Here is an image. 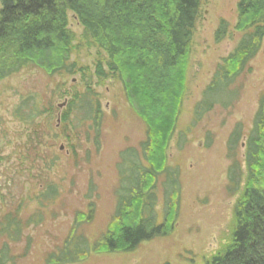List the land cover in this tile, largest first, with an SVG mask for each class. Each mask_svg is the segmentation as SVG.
<instances>
[{
	"label": "rangeland",
	"instance_id": "374dc122",
	"mask_svg": "<svg viewBox=\"0 0 264 264\" xmlns=\"http://www.w3.org/2000/svg\"><path fill=\"white\" fill-rule=\"evenodd\" d=\"M238 3L201 0L182 110L166 153L167 166L180 173L179 214L173 233L143 243L132 253L92 255L76 264H204L230 241L233 208L247 182L248 136L264 96V43L247 72L232 85L237 92L234 101L216 104L197 125H193V110L217 66L244 36L235 29ZM67 19L68 29L81 43L83 28L78 19L70 11ZM221 21L229 24L228 35L216 43ZM107 60L106 53L84 44L72 57L84 72L50 76L30 65L0 83V248L10 244L15 264H45L50 253L63 247L76 215L87 213L91 202L96 215L93 222L81 224L79 235L92 242L111 225L117 191L126 176L120 165L127 158L133 161L126 153L129 149L141 155L148 126L127 102L121 83L108 73ZM99 63L105 78L96 75ZM88 88L97 94L104 113L99 150L91 123L78 130L70 123L74 96ZM29 94H38L46 108L38 128L13 118L15 107ZM237 131L240 137L230 157V140ZM234 162L241 165L242 180L238 193L231 195L229 169ZM259 180L264 189V172ZM164 181L161 176L156 189L160 217ZM46 184L57 186L60 196L40 211L35 197ZM8 215L18 216L23 223L18 243L2 233Z\"/></svg>",
	"mask_w": 264,
	"mask_h": 264
},
{
	"label": "trees",
	"instance_id": "16d2710c",
	"mask_svg": "<svg viewBox=\"0 0 264 264\" xmlns=\"http://www.w3.org/2000/svg\"><path fill=\"white\" fill-rule=\"evenodd\" d=\"M200 6L201 0H0V83L30 65L50 76L84 72L72 57L87 44L106 53L108 73L121 83L127 102L148 126L141 155L129 149L126 153L133 161L127 158L120 165L126 176L117 191L108 230L92 242L79 235L81 224L93 222L96 215L91 202L87 213L76 215L63 247L50 253L45 264H76L92 255L132 253L143 243L173 233L179 214L180 173L167 166L166 153L182 110ZM68 11L83 28L81 43L68 29ZM237 14L235 29L244 36L217 66L194 107L193 125L216 104L234 101L237 92L232 85L247 72L264 43V0H239ZM228 30L229 24L221 21L216 43L227 37ZM96 75L106 77L101 63ZM71 105L72 127L78 130L91 123L99 150L104 113L97 94L88 88L76 94ZM44 114L40 96L29 94L21 98L13 118L38 128ZM239 137L237 131L230 140V157ZM245 162L247 182L233 208L231 239L204 264H264V189L258 185L264 172V96L248 136ZM161 176L165 181L160 217L156 189ZM241 180V165L234 162L229 169L231 195L238 193ZM59 196L57 186L46 184L35 197L37 208L47 210ZM23 230L18 216L5 217L2 233L12 242L21 240ZM0 264H15L9 243L0 248Z\"/></svg>",
	"mask_w": 264,
	"mask_h": 264
}]
</instances>
